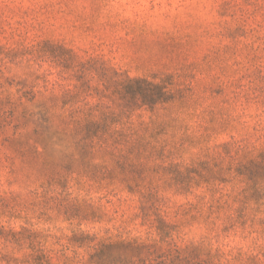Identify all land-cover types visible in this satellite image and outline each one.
I'll use <instances>...</instances> for the list:
<instances>
[{"label": "rangeland", "instance_id": "obj_1", "mask_svg": "<svg viewBox=\"0 0 264 264\" xmlns=\"http://www.w3.org/2000/svg\"><path fill=\"white\" fill-rule=\"evenodd\" d=\"M0 264H264V0H0Z\"/></svg>", "mask_w": 264, "mask_h": 264}, {"label": "trees", "instance_id": "obj_2", "mask_svg": "<svg viewBox=\"0 0 264 264\" xmlns=\"http://www.w3.org/2000/svg\"><path fill=\"white\" fill-rule=\"evenodd\" d=\"M124 84L125 89L129 88L130 84L137 85L135 90L132 89L130 91V94L137 102L140 103V106L154 109L156 106H163L174 100L172 92L168 89V84L164 81L152 82L145 79H137L127 81V83L125 82ZM88 114L91 118L84 122L82 128L86 132V134L90 136V134L92 133V129L96 127V132H100L105 137L104 139H97V141L100 142L102 146L105 145L116 149L118 146L122 144L125 145V143H129L130 140L133 139L134 134L123 130L114 132L107 131L106 123L109 120L108 113L104 114L103 118L98 119V122L92 120V117H94L92 109L88 110ZM127 148H129L130 150H136L135 156H142V153L137 150V147L131 145Z\"/></svg>", "mask_w": 264, "mask_h": 264}]
</instances>
